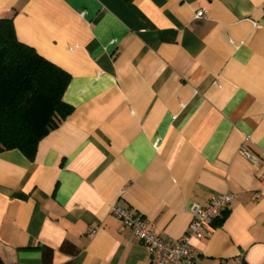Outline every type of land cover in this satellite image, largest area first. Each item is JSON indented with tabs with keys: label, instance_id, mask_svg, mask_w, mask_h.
I'll use <instances>...</instances> for the list:
<instances>
[{
	"label": "crops",
	"instance_id": "1",
	"mask_svg": "<svg viewBox=\"0 0 264 264\" xmlns=\"http://www.w3.org/2000/svg\"><path fill=\"white\" fill-rule=\"evenodd\" d=\"M0 17L70 74L73 108L32 158L0 152L3 264H150L111 206L175 243L218 193L194 264H264V0H0Z\"/></svg>",
	"mask_w": 264,
	"mask_h": 264
},
{
	"label": "trees",
	"instance_id": "2",
	"mask_svg": "<svg viewBox=\"0 0 264 264\" xmlns=\"http://www.w3.org/2000/svg\"><path fill=\"white\" fill-rule=\"evenodd\" d=\"M70 78L18 40L12 17H0V152L32 158L39 139L72 112L62 99Z\"/></svg>",
	"mask_w": 264,
	"mask_h": 264
},
{
	"label": "built area",
	"instance_id": "3",
	"mask_svg": "<svg viewBox=\"0 0 264 264\" xmlns=\"http://www.w3.org/2000/svg\"><path fill=\"white\" fill-rule=\"evenodd\" d=\"M205 15L203 10L196 12V17ZM241 153L252 159L246 150L242 149ZM233 198L232 193H218L212 195L204 207L197 203L192 204V220L189 227L175 243L166 242L150 230L142 215L133 209L114 204L110 212L130 229L139 243L145 246L150 264H194L195 252L190 248V240L210 236L213 226L223 217ZM91 232H93L92 229L89 230V233Z\"/></svg>",
	"mask_w": 264,
	"mask_h": 264
}]
</instances>
